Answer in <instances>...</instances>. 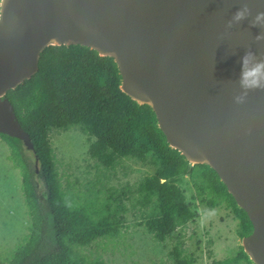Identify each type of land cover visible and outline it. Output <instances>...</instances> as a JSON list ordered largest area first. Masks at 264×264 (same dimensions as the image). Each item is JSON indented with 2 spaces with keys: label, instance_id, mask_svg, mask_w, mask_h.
<instances>
[{
  "label": "water",
  "instance_id": "obj_1",
  "mask_svg": "<svg viewBox=\"0 0 264 264\" xmlns=\"http://www.w3.org/2000/svg\"><path fill=\"white\" fill-rule=\"evenodd\" d=\"M258 13L264 0H0V134L33 149L5 96L38 72L45 49L110 57L169 146L218 175L253 226L244 252L264 264V86L234 102L242 58L264 62Z\"/></svg>",
  "mask_w": 264,
  "mask_h": 264
},
{
  "label": "trees",
  "instance_id": "obj_2",
  "mask_svg": "<svg viewBox=\"0 0 264 264\" xmlns=\"http://www.w3.org/2000/svg\"><path fill=\"white\" fill-rule=\"evenodd\" d=\"M122 78L114 59L82 46H55L43 51L38 72L5 98L29 135L32 150L21 141L0 134L9 147L8 160L19 171L21 191L29 220L28 235L0 264H107L75 256L72 246L89 247L99 239L118 238L125 227V200L150 212L139 223L154 242H172L175 264H195L186 249L185 226L198 213L187 204L180 187L190 177L196 188L194 200L208 210L224 208L237 221L240 240L253 226L218 175L207 165L191 164L172 149L159 129L156 116L121 90ZM77 128L89 143L88 155L106 169L114 170L125 159L152 166L154 173L135 188L114 190L107 201L83 204L64 193L56 155L50 141L56 130ZM254 264L243 247L236 256L212 264Z\"/></svg>",
  "mask_w": 264,
  "mask_h": 264
},
{
  "label": "rangeland",
  "instance_id": "obj_3",
  "mask_svg": "<svg viewBox=\"0 0 264 264\" xmlns=\"http://www.w3.org/2000/svg\"><path fill=\"white\" fill-rule=\"evenodd\" d=\"M50 141L56 155L61 188L80 204L96 199L103 205L112 191L127 187L134 191L145 177L154 173L152 166L129 159L114 170L104 168L89 157L87 138L77 128L67 132L54 130ZM9 155L8 145L0 139V261L24 242L29 226L20 173L8 160ZM179 185L189 207L198 213L195 222L185 226L186 249L195 255V264L234 258L242 240L236 234L237 221L233 215L224 208L208 210L194 200L196 188L190 177H184ZM124 204L128 211L124 214L125 227L119 237L99 239L89 247L72 246L75 256L107 264H175L169 255L172 242L165 245L154 242L139 225L150 211L138 205L134 198L125 200Z\"/></svg>",
  "mask_w": 264,
  "mask_h": 264
},
{
  "label": "clouds",
  "instance_id": "obj_4",
  "mask_svg": "<svg viewBox=\"0 0 264 264\" xmlns=\"http://www.w3.org/2000/svg\"><path fill=\"white\" fill-rule=\"evenodd\" d=\"M243 16L242 12H238L234 19L239 20ZM264 18V13L257 14V20ZM243 72L241 76V88L244 89L240 95L234 97V102H243L247 91L264 86V62H257L251 53H247L242 58ZM251 66V67H250Z\"/></svg>",
  "mask_w": 264,
  "mask_h": 264
}]
</instances>
